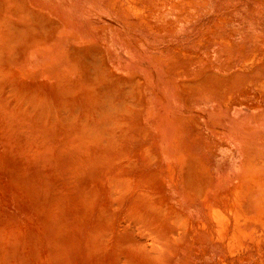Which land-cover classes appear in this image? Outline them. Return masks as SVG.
I'll return each instance as SVG.
<instances>
[{
    "label": "rangeland",
    "instance_id": "1",
    "mask_svg": "<svg viewBox=\"0 0 264 264\" xmlns=\"http://www.w3.org/2000/svg\"><path fill=\"white\" fill-rule=\"evenodd\" d=\"M0 264H264V0H0Z\"/></svg>",
    "mask_w": 264,
    "mask_h": 264
}]
</instances>
